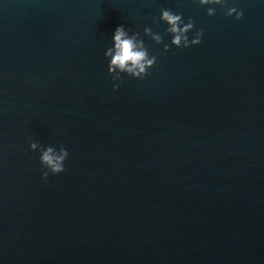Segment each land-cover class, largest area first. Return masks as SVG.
I'll return each mask as SVG.
<instances>
[{"label": "water", "instance_id": "95a60500", "mask_svg": "<svg viewBox=\"0 0 264 264\" xmlns=\"http://www.w3.org/2000/svg\"><path fill=\"white\" fill-rule=\"evenodd\" d=\"M228 5L243 19L193 0H0V264H264V0ZM161 9L201 43L171 45ZM120 25L157 62L114 91ZM32 142L64 146L65 170L42 179Z\"/></svg>", "mask_w": 264, "mask_h": 264}, {"label": "clouds", "instance_id": "9594fccd", "mask_svg": "<svg viewBox=\"0 0 264 264\" xmlns=\"http://www.w3.org/2000/svg\"><path fill=\"white\" fill-rule=\"evenodd\" d=\"M193 3L201 7H206V14L212 17L216 14L215 7L219 5L227 8L226 16L235 15L236 20L243 19V11L236 7H230L228 0H193ZM164 22L167 24L166 32L172 36L171 45L180 48H189L201 43L203 37V29L196 30L194 21L191 17L187 22L183 18V14L174 13L171 9H161L159 21L153 18V23ZM193 32L190 39L189 33ZM144 36L150 37L155 44H161L163 37L160 33L152 31V28L145 27L143 30ZM164 51H169V45L164 44ZM105 58L109 60L108 73L111 76L113 90L119 88L123 80L122 74L134 79H143L150 68L156 65L157 57L150 55L148 48L145 46L144 40L139 32H132L131 29H126L124 25L118 26L112 37V46L105 51ZM32 151H40V164L46 171L42 172V179L47 180L49 172L53 175L62 173L65 170V162L68 158V151L64 146L58 149L53 146L42 147L38 143H30Z\"/></svg>", "mask_w": 264, "mask_h": 264}]
</instances>
